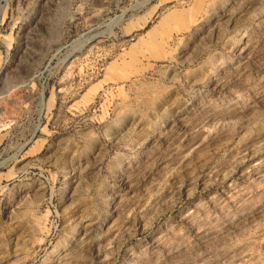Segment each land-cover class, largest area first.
Returning a JSON list of instances; mask_svg holds the SVG:
<instances>
[{
  "label": "rangeland",
  "instance_id": "374dc122",
  "mask_svg": "<svg viewBox=\"0 0 264 264\" xmlns=\"http://www.w3.org/2000/svg\"><path fill=\"white\" fill-rule=\"evenodd\" d=\"M0 264H264V0H0Z\"/></svg>",
  "mask_w": 264,
  "mask_h": 264
}]
</instances>
